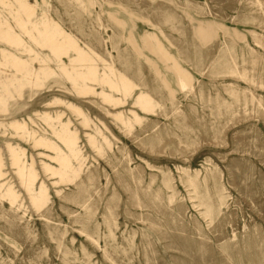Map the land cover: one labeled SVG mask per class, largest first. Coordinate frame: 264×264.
Listing matches in <instances>:
<instances>
[{"label":"rangeland","instance_id":"obj_1","mask_svg":"<svg viewBox=\"0 0 264 264\" xmlns=\"http://www.w3.org/2000/svg\"><path fill=\"white\" fill-rule=\"evenodd\" d=\"M0 264H264V0H0Z\"/></svg>","mask_w":264,"mask_h":264},{"label":"bare ground","instance_id":"obj_2","mask_svg":"<svg viewBox=\"0 0 264 264\" xmlns=\"http://www.w3.org/2000/svg\"><path fill=\"white\" fill-rule=\"evenodd\" d=\"M179 73H180V72H179ZM177 75H178V73H177ZM180 75H181V74H180ZM180 78H181L180 81H181V82H184V81L182 80L183 77L180 76Z\"/></svg>","mask_w":264,"mask_h":264},{"label":"crops","instance_id":"obj_3","mask_svg":"<svg viewBox=\"0 0 264 264\" xmlns=\"http://www.w3.org/2000/svg\"><path fill=\"white\" fill-rule=\"evenodd\" d=\"M64 27V26H63Z\"/></svg>","mask_w":264,"mask_h":264}]
</instances>
